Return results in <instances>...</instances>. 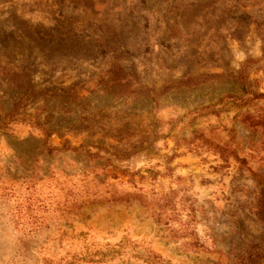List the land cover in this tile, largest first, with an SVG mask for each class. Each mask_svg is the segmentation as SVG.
<instances>
[{
	"label": "rangeland",
	"instance_id": "374dc122",
	"mask_svg": "<svg viewBox=\"0 0 264 264\" xmlns=\"http://www.w3.org/2000/svg\"><path fill=\"white\" fill-rule=\"evenodd\" d=\"M261 28L264 0H0V264H264Z\"/></svg>",
	"mask_w": 264,
	"mask_h": 264
},
{
	"label": "trees",
	"instance_id": "16d2710c",
	"mask_svg": "<svg viewBox=\"0 0 264 264\" xmlns=\"http://www.w3.org/2000/svg\"><path fill=\"white\" fill-rule=\"evenodd\" d=\"M256 23H257V25H259L258 22H256ZM261 29H264V28H261ZM263 34H264V30H263Z\"/></svg>",
	"mask_w": 264,
	"mask_h": 264
}]
</instances>
